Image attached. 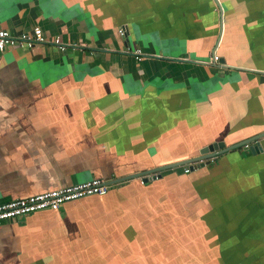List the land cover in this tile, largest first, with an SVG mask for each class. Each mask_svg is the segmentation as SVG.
<instances>
[{
  "label": "crops",
  "instance_id": "0c3cea01",
  "mask_svg": "<svg viewBox=\"0 0 264 264\" xmlns=\"http://www.w3.org/2000/svg\"><path fill=\"white\" fill-rule=\"evenodd\" d=\"M218 2L222 27L214 0H0L50 41L0 51V203L262 132L264 0ZM259 144L2 221L0 264H264Z\"/></svg>",
  "mask_w": 264,
  "mask_h": 264
},
{
  "label": "built area",
  "instance_id": "2783aa9c",
  "mask_svg": "<svg viewBox=\"0 0 264 264\" xmlns=\"http://www.w3.org/2000/svg\"><path fill=\"white\" fill-rule=\"evenodd\" d=\"M217 9V8H216ZM120 35H123V30H118ZM48 41L39 26H34L30 31H23L20 34H12L9 30L0 28V51H5L8 48L31 49L38 44H47ZM51 43L59 50L64 51L67 48L66 43L60 40L59 36H55ZM138 55V59L142 58L140 49L131 50ZM219 56L212 52L210 62L218 63ZM213 158H209L211 162ZM200 160L199 162H204ZM184 172H189L187 166L184 167ZM110 178H93L83 182L69 184L63 187L55 188L45 192L32 194L25 197L11 199L0 203V222L11 220L13 218L22 217L29 213L39 210H58L64 204L84 198L87 196H103L107 194L109 185L107 181Z\"/></svg>",
  "mask_w": 264,
  "mask_h": 264
},
{
  "label": "water",
  "instance_id": "95a60500",
  "mask_svg": "<svg viewBox=\"0 0 264 264\" xmlns=\"http://www.w3.org/2000/svg\"><path fill=\"white\" fill-rule=\"evenodd\" d=\"M214 1H215V6L217 8L216 10H217V12H219V15H220L221 27H222V8H221L218 0H214ZM218 62L224 63V59L220 58V60H218ZM261 73H264V72H261ZM263 136H264V130L262 132L256 134V135L250 137V138H247L245 140H242V141H239L237 143L230 144L227 146H226L225 142H223L221 140H219V141L216 140V141H213V142L206 144V145L202 146L201 148H199L198 155H196V156H193L191 158H187L185 160L171 162L169 164H165V165L159 166V167H154V168H151L148 170L135 172L133 174L122 176L119 178L109 179L107 181V184L111 185L114 183L122 182V181L129 180V179L136 178V177H140L142 179V182H146L150 179H155V178L161 177V171L162 170H165L168 168H174V167H178V166H187L189 168V170H193L199 166H203L205 164H208L210 157L215 158L217 155H219L223 152L238 148L239 146L246 145V144L249 145L248 148H249L250 152L255 153L256 151H261L259 139ZM200 160H202V161L205 160V161L199 162Z\"/></svg>",
  "mask_w": 264,
  "mask_h": 264
},
{
  "label": "trees",
  "instance_id": "16d2710c",
  "mask_svg": "<svg viewBox=\"0 0 264 264\" xmlns=\"http://www.w3.org/2000/svg\"><path fill=\"white\" fill-rule=\"evenodd\" d=\"M93 196H97V195H93ZM88 197V196H87ZM85 198V197H84ZM80 199H82V198H80ZM77 200H79V199H77ZM77 200H74V201H77ZM74 201H71V202H74ZM69 203V202H68ZM47 210V209H46ZM51 211H58V210H51ZM37 212V211H36ZM32 213H34V212H32ZM32 213H29V214H27V215H30V214H32ZM26 216V215H25Z\"/></svg>",
  "mask_w": 264,
  "mask_h": 264
}]
</instances>
